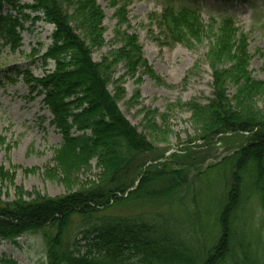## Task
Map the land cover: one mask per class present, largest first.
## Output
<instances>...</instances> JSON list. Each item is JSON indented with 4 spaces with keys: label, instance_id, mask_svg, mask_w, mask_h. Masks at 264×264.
Wrapping results in <instances>:
<instances>
[{
    "label": "trees",
    "instance_id": "trees-1",
    "mask_svg": "<svg viewBox=\"0 0 264 264\" xmlns=\"http://www.w3.org/2000/svg\"><path fill=\"white\" fill-rule=\"evenodd\" d=\"M184 2L188 5L177 10L167 6L150 17L154 24L166 27L174 42L187 44L207 36L212 39L208 59L213 70L214 96L207 105L197 101L186 105L192 112V120L207 143H223L235 137L246 140L232 155L236 161L234 182L219 216L220 234L216 243L204 255L198 248L185 246L175 238L166 213L158 214L153 224L138 221L136 216L119 214L111 220L107 217V211L121 209L131 202L161 199L171 206L187 181L184 182V172L169 171L170 159L150 165L145 171L147 161L138 163V156L151 153L154 146L120 110L118 101L125 95L120 84L123 77L114 82L113 73L123 64L126 76L135 77L140 68L155 75L142 57L138 37L127 31H116L120 47L100 62L93 59L94 50L105 43V15L97 0H0V39L12 50L21 46L25 21H44L54 26L52 44L41 56L45 65L54 62V69L41 77L29 71L24 73L32 91L44 97L52 114L51 124L62 136L61 145L53 150V175L57 170L62 181L69 182L71 176L90 170L94 161L100 169L96 181L66 195L27 194L22 187L15 186L16 194L10 200L4 197L1 185L14 184V176L0 165V242L16 241L27 234L38 235L45 242L48 264L226 262L231 250L233 215L241 203L242 172L249 166L256 171L255 184L264 207V110L256 105L262 99L260 96H264V81L253 78L249 71L248 38L239 33L233 17L223 16L205 25L198 2ZM112 3L117 4V0ZM5 5L17 13L4 11ZM116 16L120 23L125 21L124 6L117 10ZM111 83H116L114 94L108 89ZM231 84L236 86V94L229 98ZM164 157L163 153L152 161ZM141 175L137 188L126 195ZM100 215L101 226L94 227L99 238L93 244L96 249L82 253L78 240L70 236L71 230L75 222ZM150 231L154 235H149ZM0 264L18 263L0 256Z\"/></svg>",
    "mask_w": 264,
    "mask_h": 264
},
{
    "label": "rangeland",
    "instance_id": "rangeland-1",
    "mask_svg": "<svg viewBox=\"0 0 264 264\" xmlns=\"http://www.w3.org/2000/svg\"><path fill=\"white\" fill-rule=\"evenodd\" d=\"M184 1L117 0L113 5L112 0H97L105 15V43L95 49L92 56L100 62L121 46L117 30L138 37L142 57L155 77L144 68H140L135 77L126 76L124 65L119 64L113 81L123 77L120 84L125 95L118 106L154 146L151 153L138 156V163H151L164 153L170 159L169 171L184 172V182L187 181L171 206L161 199L131 202L121 209L107 211L108 219L122 214L153 224L158 214L166 213L175 238L185 246L198 248L204 255L220 234L219 216L234 182L232 172L236 161L232 155L246 140L235 137L223 143H207L192 120V112L186 105L192 101L207 105L214 96L213 70L208 59L212 39L207 36L187 44L174 42L166 27L154 24L150 17L152 13L160 14L167 6L177 10L188 5ZM196 2L205 25L223 16L234 18L239 33L248 38L249 71L253 78L264 81V0ZM123 6L126 19L120 23L116 12ZM6 10L10 11V7L5 6ZM24 25L18 49L12 50L0 39V165L14 176V184L5 182L1 188L4 197L10 200L16 194L15 186L22 187L27 194L39 192L58 197L96 181L100 173L94 161L90 170L71 176L69 182L62 181L57 170L53 175V150L61 145L62 137L51 124L52 115L43 96L31 91L24 73L28 70L33 76L41 77L54 69V62L45 65L41 58L52 44L54 26L31 20ZM77 33L84 37L80 30ZM34 51L38 52L34 54ZM108 89L114 94L116 83H111ZM235 94L236 86L229 85V98ZM260 98L256 105L264 110V96ZM185 148L189 149L184 152ZM174 155L179 156L174 158ZM158 161L154 165H158ZM255 179L256 171L252 167L242 172L241 203L233 215L231 250L223 264H264V207ZM101 216L75 222L70 236L78 240L82 253L96 249L93 244L99 238L94 227L101 226ZM148 234L154 235V232ZM0 256L14 259L18 264H48L45 242L34 234L16 241H1Z\"/></svg>",
    "mask_w": 264,
    "mask_h": 264
}]
</instances>
